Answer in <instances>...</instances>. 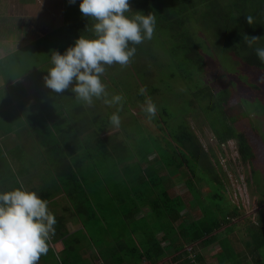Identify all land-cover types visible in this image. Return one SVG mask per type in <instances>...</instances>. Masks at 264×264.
Returning a JSON list of instances; mask_svg holds the SVG:
<instances>
[{"label":"trees","instance_id":"16d2710c","mask_svg":"<svg viewBox=\"0 0 264 264\" xmlns=\"http://www.w3.org/2000/svg\"><path fill=\"white\" fill-rule=\"evenodd\" d=\"M129 2L132 10L129 15L135 11H142L144 14L153 13L155 15L156 26L153 34L156 33L161 38L164 43L162 46L164 47L163 50L167 52L166 56L169 57L167 64L173 66L169 70L166 65L161 71V85L163 84L164 87L162 88L161 86V97L167 94L163 90H166L167 86L171 84L175 88L178 80L185 82L184 79L193 77L195 74L205 76L210 72L221 70L228 84L225 83L217 87L208 83L204 84L198 79L199 85L196 83L197 89L191 91V96L194 99L190 97L191 101H188L187 104L195 112H197L196 110L203 111L208 122L210 114L212 115L210 117L212 121L209 124L216 137V147L222 152L221 155L227 156V142L231 139L236 140L240 158L244 164L250 162L253 164L257 149L255 141L259 138L261 143H264L262 139L264 133L253 126L251 131L255 134L250 133L245 137L243 134L238 133L234 124L240 118H248L253 112L258 115H264V95L258 93L262 86L252 76L255 71L264 76V63L259 60L255 53V47H264V0H129ZM79 3L80 0H76L75 4H71L69 0H66L67 7L77 9L75 15L81 20L79 23L68 25L70 26L67 29L69 35L75 39L82 35H92L90 31L86 30L91 21L81 13ZM248 16L252 17L251 24L247 20ZM246 35L261 38L254 41L250 47L245 42L244 37ZM248 38L250 39V37ZM63 47L61 54L64 53ZM136 48L137 52L138 50H144V47L140 45H136ZM179 53L183 56L181 59L182 63L179 62L184 69L180 72L178 71L179 67L173 61V59L177 61ZM159 91L160 89H156V92ZM57 94L61 96L60 93ZM51 96L55 97L53 103L41 100V108L31 109V107H27L23 109L24 112H29V115L26 116V134L29 137L31 136V141L39 149L38 152L30 153V149L23 145L21 150H15L17 152L15 154L10 152L11 156L7 157L6 151L0 146V169L3 167V169L8 171L7 174H10V177L6 178V180L11 178L16 180L17 176H21L27 168L23 169L22 167L20 171H17L14 168L15 162L18 164L24 161L25 163L28 160L29 169L32 171L38 167L39 160H42L45 165V172L50 170L55 174L54 183L56 185L53 187V192L60 190L64 198L71 199L70 203H72L75 201L74 198L78 191L91 189L90 184L97 185V177L99 172H101V166H106L109 163L116 165V161L120 164H125L128 159L121 149L116 152L109 151L108 144L110 145L109 141L114 135L106 138L102 137L108 120L109 124L111 123L110 116L105 118L106 120L104 121L100 119L101 116L99 114L98 116L94 115L96 111L93 107L88 109L87 105L78 102L77 99L69 96V99H66L65 96L62 99L58 98V96L56 97L55 94ZM207 101L209 103L204 104ZM153 103L157 104L154 98ZM232 108L238 109L237 115L229 113ZM95 117L99 120H96ZM167 118H169L167 110L162 111L159 116H150V119H153L164 132L161 135V140H157L156 137L148 138L149 136L144 138L147 141L144 144L145 147L149 143L155 144L153 145L154 148L151 147L150 153L147 152L145 154L148 158L155 149L154 152L157 157L154 160L147 159V164L149 163L151 166L147 165L143 170L137 167L135 169L137 173L133 169L128 168L126 173L120 176L121 179L133 187L135 194L133 197L144 201L140 206L139 204L136 207L135 205L133 206V212L131 213L132 224L135 220H152L153 222L154 216L162 219L165 213L177 212L178 215L180 211H183L181 209H185L188 205L187 202H190L191 206H200L197 201L205 197L201 187L206 183H208L209 192L218 191L213 194V199L218 201L217 211L221 212L228 207L230 208L231 205L228 194L225 192L229 181L224 178V173L223 176L219 173L221 159L217 156L215 148H213L214 144L209 142L208 146L201 145L196 133L186 124L180 128L179 132L175 133L177 135L173 139L180 143L176 144L167 137V135L172 137L167 127ZM193 140L196 142L197 148L192 146L191 142ZM223 143L225 147L222 146ZM12 148L17 149L19 147L15 146ZM14 149H9V151ZM37 155L41 157L39 160ZM2 159H6L5 165L2 164ZM213 159H215V162H213ZM145 163L146 161H143L144 165ZM141 164V162L138 163V165ZM86 165L89 167L84 169ZM200 168L201 172L199 171ZM3 169L2 172H5ZM132 171L134 174H131ZM164 171H167L168 178L173 177L176 180L178 178L179 181L180 179L184 180L193 200L185 201L180 194L169 192L163 180L164 177H167ZM160 180L161 188L157 193L154 190L153 183L155 181L157 183ZM172 182L173 184L182 183L181 181ZM58 183L61 184L59 185ZM40 191L43 193L41 197L49 201L50 191L44 192L43 189H40ZM104 195L101 191L97 192L95 190V192H91L85 197L81 198L79 196V199L76 200V203H78L76 208L78 218L82 217L85 212L87 214L85 218L92 219L93 222L99 219L100 215V219H111L114 225H118L115 218L120 216L119 212H121L122 217L126 219L128 217L126 212L117 208L125 207L126 202L123 201L127 199L129 194L120 200H116L114 197L111 202L107 201V197ZM53 196L55 197V195ZM98 196L100 199H96ZM227 200L229 203L228 207L221 206V203ZM92 204L96 206V209L91 206ZM105 205L112 206V212L109 215H105V211H107V209L104 211ZM127 205L129 206V203ZM206 207L208 208V206ZM136 210H138V215L135 212ZM211 210L213 211V208ZM239 210L240 208H238ZM204 211L207 212L205 208ZM128 213L130 212L128 211ZM227 214L226 221L241 215L240 212L236 213V211H228ZM54 216L56 223L52 235L55 240L58 237V241L54 242V249L57 252H61L62 250L57 248V246H63L60 242H66L64 234H68V230H65V225L68 222H66L67 218L63 214L57 215L54 213ZM75 218L78 219L77 217ZM256 218L250 224L254 228L250 229V231L248 230L249 232L246 231L245 236H250L253 242L256 241V245L261 248L264 246V213H261ZM219 224L220 222H212L206 219L202 225L204 227L202 231L192 225L183 224L180 234L185 237L181 238L184 242L181 247L177 245L176 248L179 249H176V252L169 257L172 264H195L189 261V251L186 248V244L202 243L204 246L212 244L215 242L217 231L221 229ZM107 228L109 227L107 226ZM138 230L134 227L133 229L122 228L124 235L134 237H132L133 241L131 240L128 243L124 239H118L115 243L110 244L107 239L106 241L103 239V243L100 245L92 240L91 243L99 254L95 262L100 261L98 264H124L135 255H137L138 259H141L144 254L137 252L135 254L134 248H141L142 243L146 242L142 241L143 232L146 233L150 229H140V237L135 239V234L139 232ZM152 232L153 237L151 238L155 242L154 248L157 249L153 251L151 248L147 252V256L152 257L155 254L163 258L167 255L166 248H174L173 246L176 243L168 238V229L165 230V237L163 238L165 241H170L168 246H162L161 239L158 238V233L161 232L160 227ZM72 247L73 245L64 246V251L66 248ZM199 258L202 259L198 255L197 259ZM69 261L70 258L68 257L64 263L69 264Z\"/></svg>","mask_w":264,"mask_h":264},{"label":"rangeland","instance_id":"374dc122","mask_svg":"<svg viewBox=\"0 0 264 264\" xmlns=\"http://www.w3.org/2000/svg\"><path fill=\"white\" fill-rule=\"evenodd\" d=\"M52 2L53 8L50 10L52 18L50 17V20L53 21L55 27H57L60 24L64 13L63 0H52ZM71 10L73 13H75V10L77 9L71 8ZM45 20L48 21L47 19ZM65 35H67L69 42L68 44L64 45V52L68 47L73 46L75 41L77 40L69 35V31L67 30V28L65 29ZM55 37L56 36L54 35V42L60 43V41L57 40V37L56 39ZM163 44L164 43L161 41L159 35L155 33L153 34L152 39L143 41L141 44H139L140 46L144 47V50H138V52L135 53V55L130 59L127 65L121 66L116 64L106 68V71L102 76V80L106 85L108 98H110L114 94H120L123 97L120 105L105 104L103 98L99 101L98 99H94L92 105H87L88 109L90 107H93V109L96 111L94 115L98 116L99 114V116H101L100 119H103L104 121L106 120L105 118L111 116V114L113 112H116L118 109L119 112H121L119 113L121 119L119 127L114 126L111 123L109 124L108 120L107 124L105 125L104 132L102 133V137L106 138L108 136L114 135L113 138L109 141L110 145L108 144V149L109 151L113 152H116L118 149L123 150L126 158L128 159L125 164H120L118 163V161H116V165L109 163L106 166H101L102 173L99 172V175L97 177V185L94 186L93 184H90V187L92 188L88 189L83 195L79 194L78 191L75 197L76 199L74 198L75 201H73L72 203H70L71 199L69 200L68 198H64L63 193L60 190H56L53 192V187L54 185H56V183H54L55 174H53L50 170L45 172L44 162H42V160H39L41 158L39 155H37L39 165L32 171H30L31 169H29L30 166L29 162H27L28 160H26L25 163L24 161L23 163L18 164L15 162L14 168L17 169V171H20L22 167L23 169L27 168L21 176H17L16 180H14L13 178L6 180V178L10 177V174H7L8 171L1 167L3 171L5 170V172H2V169H0V190H11L15 187L23 185L29 190L36 191L40 196H42L43 194L40 189H43L44 192L50 191V200L48 201V207L50 211L53 214L55 213L57 215L63 214V216H65L66 218H78V216L76 215V208L78 207V203H76V200L79 199V196L81 198L85 197L86 195H89V193L95 192V190L97 192L101 191L103 194H105L104 196L107 197V201L109 200L110 202L114 197L116 200H120L123 197H126L127 194H129V206L126 203L124 208L119 207L117 208L118 210H131L134 205L135 207L138 204L140 206L144 203L143 199L140 200L139 198V200H137L136 197H133L135 195L133 192V187L127 184L126 181L121 179L120 176L124 175L128 168L136 171L135 169L137 167H140L143 170V168H146L147 165H150L149 163L147 164L148 158L149 160H154V158L157 157L155 156V149L153 150L151 155L148 156V158L145 155L147 154V152L150 153L151 147L154 148V143H149L146 147L144 146L145 142H147L144 139L146 136H149L148 138L156 137L157 140H161V135L164 133L160 129L161 127L158 126L155 121H153V119H150L149 114L144 111V108L146 106V99H151V101L153 102L154 98L157 102V104H155V116H159V114H161V112L164 110L168 111L169 118H167V127L172 137L168 135L167 137L171 141L175 142L176 144H180L176 140H174L173 137H175L177 135L175 133L179 132L180 128L186 124V126H188L192 131L196 133L201 145L208 146L207 144L209 142L211 144H214L213 148H215L217 156H219V158L221 159L222 169H219V173L221 174V176H223L224 173V178L226 179V181H229L226 189L227 191L225 192H227L228 194V199L231 204L230 208L228 207L229 203L227 200L223 201L221 203V206L224 205L228 208L222 210L221 212L217 211L216 206L218 201L217 199H213V194L218 191L216 190L214 191V193L209 192V186L208 183H206L201 187L203 196L205 197L197 201V204H199L200 206L194 205L188 208L190 210V214H187L184 209H181L183 211H180V214L178 215L177 212H172L171 214L165 213L162 216V219L154 216L153 222L152 220H135L132 224V218L130 216L125 219L122 217V213L119 212L120 216L115 218L118 225H114L111 219H100V215L99 219H96L94 222L92 221V219L85 218L84 220H82L85 231L84 229H73L70 233L64 234L66 237V242H64V244L62 243L63 247L75 245V248H66L65 252H57L54 249V242L58 241V237H56V240L53 239L52 232L48 241L49 250L47 254L41 255L38 264H65V259L68 257L70 258L69 264H92L95 256L90 252L93 251V249L96 250V248L93 246L91 241L93 240L101 245L103 243V239L104 241H106L107 239V242H110V244L115 243L118 239H124L128 243L132 240L133 236L128 237L127 235H124L122 233L123 227L128 229H133V227L137 230L139 229V232L135 234V239L140 237V229H150L146 233L143 232L142 241L144 240L146 242L142 243L143 245H141V248H152L153 251H155L157 248H154L155 242L151 238L153 237L152 231L156 230L159 227L164 232L166 229H168V238L176 244L173 246L174 248H166V250L179 249L176 248V246L178 245V247H181L184 242V240H181V238H185L180 234L183 224L192 225L194 228H198L199 231H202L204 228L202 225L206 219L212 222H220L219 226L222 228L220 232H217L220 233L219 236H217L218 244H221L225 248L220 253V256L216 258L217 260H219L218 262L220 264H222L223 259L225 262H227V264H264V246H262L261 248L258 247L256 245V241L253 242L250 236H245L246 231H250V229L254 228L252 225H250L252 224V221L257 219L256 217H258L261 213H264V143H261L259 138L256 139L255 143L257 144V149L253 164L251 162L244 164L243 160L240 158L241 156L239 154L236 140H229L227 142V156L221 155L222 152L219 151V149L216 147V137L209 124V122L212 121V118L210 119L212 115L210 114L208 122V120L205 119L206 117L203 111L196 110L197 112H195L193 109H190L189 105L187 104L188 101H191L190 97L194 99V97L191 96V91L197 89V85H199L198 79L201 80V82H203L204 84L208 83L212 86L215 85L217 87H220L225 83L228 84L221 70L210 72L205 76H203L202 74H195L193 77H189L186 79L183 78L185 82H182V80H178L176 81V87L174 88L172 84L170 86H167L166 90H163V92L167 94L162 95L161 97V86L162 88H164L163 84L161 85V71L164 67H166V65L169 67V70H171L173 67L170 64H167L169 62V57L166 56L167 52L163 50ZM38 46L39 45L33 47L37 51V55L31 58L30 61H27L25 57V63H17V68L14 69V71L11 70V61H9L8 59L0 62V83H12L8 88L9 90L7 89L3 94H25V89L18 82L16 83L15 79L22 73L31 71V69L38 65L37 63L40 62V58H42L44 55L43 53H39ZM28 47L29 46H27V48ZM18 54L20 57L22 55L24 56V53L22 51L18 52ZM178 56L179 57L177 61L175 59H173V61L175 65L179 67L178 71L180 72L181 70H184L181 66V59L183 56L180 53L178 54ZM184 65L186 66V64ZM48 67H50V63L45 68L47 69ZM252 76L262 86V89L258 93H262L264 95V76L256 71L253 72ZM141 88L144 89L143 93H141L140 91ZM156 89H160V91L156 92ZM68 90L69 94L73 93L71 91V85ZM207 103H209V101L205 102L204 104ZM19 113H21L23 116L29 115L28 111L24 112L23 110L9 108L3 109L0 112V146L3 147V149L6 151L7 157L11 156L10 152H13L15 154L17 153L15 150H21V148H23L22 143L18 144L19 148L17 149L11 148L13 146V141H10V139L13 138L12 135H14L18 139H21L20 141H22L23 143L26 142V148L30 149V153L37 152V146L32 141H30L31 139L29 135L26 134L27 138H25V136H21L23 133H26V129H18V124H16L14 121L15 116ZM229 113L231 115H237L238 109L232 108ZM96 120L99 119L96 118ZM18 121L22 123L24 121V118L20 116ZM234 125L238 133L243 134L245 137L250 133L255 134L251 131L253 129V126L257 127L258 130H261L260 132L264 133V115H258L256 112H253L246 119L240 118L235 122ZM3 131H6V134H3ZM18 131L19 134L9 135L12 132L16 133ZM262 139L264 140V137ZM195 143L196 142H194V140L191 142L192 146L197 148ZM9 149L14 150L9 151ZM5 161L6 159L1 160L3 165H5ZM143 161H146L145 165L143 164ZM139 162H141L142 164L138 165ZM213 162H215V159H213ZM16 166H18L19 168ZM88 167L89 166L86 165L84 169H87ZM199 171L201 172V168ZM164 172H166L167 174V171ZM132 173L133 171L131 172V174ZM147 179L149 178L147 177ZM163 180L169 192L180 194L184 197L185 201L193 200L192 196H190L191 193L187 188V183H185L184 180L180 179V181L182 182L181 184H173L172 181H180L178 178L177 180L173 177L168 178V174L167 177H164ZM58 184L60 185L61 183ZM153 186L155 191L160 190L161 180L157 183L155 181V183H153ZM53 195H55V197ZM96 199H100V197L98 196L96 197ZM205 205L208 206V208ZM91 206L96 209V206H94V204H92ZM203 207L207 212L204 211ZM237 207L240 208L239 211ZM212 208L213 211L211 210ZM105 209H107V211H105ZM104 211L105 215H109L112 212V206L108 205L104 207ZM228 211H236V213L240 212L241 215L235 218H231L230 221H226V217H228ZM194 218L198 219L195 221ZM107 226L109 228H107ZM76 237H79L78 240L81 239V242H74L73 239H75ZM158 238H161L160 232L158 234ZM233 244L236 247L230 246ZM198 245L203 248L202 243H199ZM198 245H192V243H189L186 244V248H192V252H195V254H197L201 249ZM63 247L61 245H59V247L57 246V248L59 249ZM216 247L219 246L214 245L212 248ZM229 251L232 252L229 253ZM237 251L240 252V256H237ZM97 256H99V254ZM125 256L128 258L126 254ZM217 260H215L214 264H217ZM167 262L166 264H172L171 261H169V263ZM197 262L198 264H202V261L200 260H197ZM211 263L212 262L210 261V264Z\"/></svg>","mask_w":264,"mask_h":264},{"label":"clouds","instance_id":"9594fccd","mask_svg":"<svg viewBox=\"0 0 264 264\" xmlns=\"http://www.w3.org/2000/svg\"><path fill=\"white\" fill-rule=\"evenodd\" d=\"M69 3L75 4L76 0ZM79 8L91 21L86 30L92 35L80 36L63 54L52 52L45 85L55 93L71 85L77 101L85 105L102 98L105 104L120 105L123 97L114 94L108 98L102 76L109 66L127 65L137 51L136 45L152 39L156 17L142 11L129 15L132 11L129 0H80ZM247 20L252 23L251 16ZM260 38L244 37L250 47ZM255 53L264 63V47H255ZM140 91L143 93L144 89ZM144 111L149 116L156 114L151 99H146ZM109 119L119 127V109ZM55 223L48 201L36 191L23 185L0 190V264H38L41 255L49 250L48 241Z\"/></svg>","mask_w":264,"mask_h":264},{"label":"crops","instance_id":"0c3cea01","mask_svg":"<svg viewBox=\"0 0 264 264\" xmlns=\"http://www.w3.org/2000/svg\"><path fill=\"white\" fill-rule=\"evenodd\" d=\"M52 8V0H0V62L8 59L9 61H11V70L14 71V69L17 68V63H25V57L27 61H30L31 58L37 55V51L33 48L36 45H39V53L44 54L43 57L40 58V62L37 63L38 65L36 67L31 69V71L22 73L15 79V82H18L25 89V94H3L12 83H0V112L3 109L7 108L23 110L27 107H31V109H38V107L41 108V100H44L48 103H53L55 97L51 95L55 94L56 97L58 96L57 93H54L45 85L44 76L47 75V69L45 67L50 63L48 58L51 56L52 52H60L62 47L65 44H68L69 40L67 35H65V29H68V27H70L68 25L79 23L81 22V20H79V17L75 15L77 10H75V13H73L71 8L67 7L66 0H63V17L60 21V24L55 27L53 21L50 20L52 18V14L50 13V10ZM45 19H47L48 21H46ZM54 35L57 37V40L60 41V43L54 42ZM27 46L29 47L27 48ZM21 51L24 53V56L22 55L20 57L18 52ZM68 91L69 90L66 89L61 92V96H58V98H62L65 96L66 99H69V97L76 99L75 93L69 94ZM20 116L24 118L25 122L23 121L22 123H20L18 121ZM14 121L16 124H18V129L27 128L25 115L23 116L21 113L17 114L14 118ZM5 132L6 131H3V134H6ZM12 134H19V131L16 133L12 132L9 135ZM21 136H25V138H27L26 133H23ZM12 137L13 138L10 139V141H13L12 147L18 146L19 143H22V145L26 144V142L23 143L22 141H20L21 139L16 138L14 135H12ZM30 139L32 140L31 136ZM38 150L39 149L37 148V152ZM85 192L86 191L82 190L79 192V194L83 195ZM156 192L158 193V191ZM123 202H126L127 204L130 203L128 197ZM187 203L188 205L185 207L184 211H186L187 214H190V210L188 208L191 205L190 202ZM131 210L125 211L127 216H130L132 218L131 213L133 212V210ZM128 211L130 213H128ZM137 211L138 210H136L135 212ZM136 214L138 215V212ZM86 216L87 214L84 212L82 217H80L81 219H76L75 217L67 218L66 222L68 223L67 225H65V230H68V233H70L73 229H84L85 231L82 220H84ZM197 219L198 218H194V220ZM221 229H219L217 232H220ZM160 233L161 245L168 246L170 241H165L163 239L165 237V232L161 230ZM219 234L220 233H216L215 242H213L212 244L205 246L203 245V248L199 246L201 248V253L199 252V256H201L202 258H199V260L202 261V264H210V261L214 264L215 260H217L216 258L220 256V253L225 249L221 244H218L217 236H219ZM74 240L75 242H81V239L78 240L77 237ZM62 243L60 242V244ZM214 245H218L219 247L212 248ZM230 246L236 247L234 244ZM72 248H75V245ZM150 249L151 248H134L135 254L139 253L144 255L141 257V259H138L136 257L137 255H135L129 261H127L128 263L125 262L124 264H166L167 261V263H169L170 261L169 257H171L172 254L176 252V249H169L167 250V255L163 258L155 255L154 252H152L154 255L152 257H148L147 252ZM60 250L64 251V247ZM230 252L232 251H229V253ZM90 253L93 255H95L96 253L94 257L95 259H93L92 264H98L100 261H98L97 263L95 262L98 258V252L93 249V251H91ZM236 253L237 256H240V252L237 251ZM218 261L219 260H217V264H220ZM222 264H227V262H225L223 259Z\"/></svg>","mask_w":264,"mask_h":264},{"label":"built area","instance_id":"2783aa9c","mask_svg":"<svg viewBox=\"0 0 264 264\" xmlns=\"http://www.w3.org/2000/svg\"><path fill=\"white\" fill-rule=\"evenodd\" d=\"M223 147H225V144L223 143L222 144ZM187 250L189 251V259L191 262H194L195 264H198L197 260H196V257L197 255L195 254V252H192V248L191 249H188ZM193 253V254H192ZM192 256V257H191Z\"/></svg>","mask_w":264,"mask_h":264}]
</instances>
